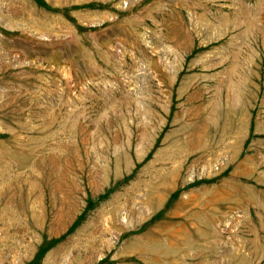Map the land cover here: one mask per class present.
Here are the masks:
<instances>
[{"label": "rangeland", "instance_id": "374dc122", "mask_svg": "<svg viewBox=\"0 0 264 264\" xmlns=\"http://www.w3.org/2000/svg\"><path fill=\"white\" fill-rule=\"evenodd\" d=\"M0 264H264V0H0Z\"/></svg>", "mask_w": 264, "mask_h": 264}]
</instances>
